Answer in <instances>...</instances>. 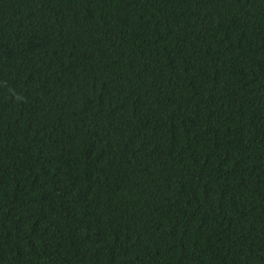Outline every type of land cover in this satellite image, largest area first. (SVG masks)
<instances>
[{"label": "trees", "instance_id": "16d2710c", "mask_svg": "<svg viewBox=\"0 0 264 264\" xmlns=\"http://www.w3.org/2000/svg\"><path fill=\"white\" fill-rule=\"evenodd\" d=\"M0 264H264V0H0Z\"/></svg>", "mask_w": 264, "mask_h": 264}]
</instances>
